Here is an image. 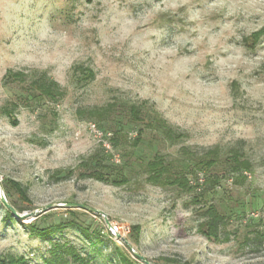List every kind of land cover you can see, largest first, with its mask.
I'll return each mask as SVG.
<instances>
[{
    "label": "rangeland",
    "instance_id": "1",
    "mask_svg": "<svg viewBox=\"0 0 264 264\" xmlns=\"http://www.w3.org/2000/svg\"><path fill=\"white\" fill-rule=\"evenodd\" d=\"M10 70L47 72L64 95L29 100L30 79L6 78ZM142 102L181 136L132 121L128 104ZM216 145L243 148L253 163L246 179L198 188L188 174L194 189L146 181L156 154L192 169L183 149ZM102 150L127 183L81 177L82 162ZM6 179L27 187L29 201L12 192L27 215L17 222L0 199V259L49 264L60 243L95 264H123L118 250L133 258L130 244L153 264H264V0H0L1 186ZM57 203L86 204L108 219L81 208L44 211ZM209 204L225 216L218 240L198 230ZM34 221L67 223L43 238L31 234Z\"/></svg>",
    "mask_w": 264,
    "mask_h": 264
},
{
    "label": "trees",
    "instance_id": "2",
    "mask_svg": "<svg viewBox=\"0 0 264 264\" xmlns=\"http://www.w3.org/2000/svg\"><path fill=\"white\" fill-rule=\"evenodd\" d=\"M257 32L254 39H257ZM86 77L93 76L90 69H86ZM14 76L21 81H29L27 88V99L29 100H43L57 101L64 95L61 86L53 79H51L47 72L34 70L30 73L19 71L12 73L8 71L6 78ZM11 108L5 107L4 114L10 116ZM129 118L134 122H142L145 125L153 128H158L167 138L173 139L179 137L175 129L163 119L153 106L148 102L131 103L128 104ZM95 117L104 118L107 116V111L97 110L92 113ZM12 123L17 124V119L12 118ZM123 129L119 128L113 132L111 137L113 143H118L119 137H122ZM141 134V132H139ZM139 142V137L135 139L134 145ZM182 155H185L193 164L192 169L186 166L177 165L172 159H168L163 154H156L146 165V172L148 173L146 181L153 184H160L164 186H179L181 188L194 189L188 174H195V186L200 188L203 184H210L215 187L224 178L232 179L234 182L246 179L247 172L253 168L252 161L246 156L241 146H230L223 148L219 145L204 148L202 151H192L184 148ZM113 155L107 151H98L90 158L82 162L81 177L94 178L101 182L121 185L127 183L129 178L126 174L116 173L114 170V163H112ZM211 169H218L220 172L212 173L206 178H200L201 171H209ZM60 172V171H59ZM70 175L74 171L68 172ZM203 174V173H202ZM2 188L9 200L12 192L18 193L23 199L29 201L28 188L23 186L20 182L12 179H6ZM14 190V191H13ZM18 212L24 209L17 207L11 200H9ZM6 218L22 222L24 219L17 218L10 209L5 206ZM41 213V212H40ZM202 221L199 223L198 230L207 238L218 240L220 238L223 224L225 223L224 214L213 204H209L202 209ZM64 223L51 224L47 226H40L36 221L28 224L30 232L43 238H49L56 232H59ZM133 235L138 236L140 232L139 225L133 227ZM51 258L47 260L49 264H95L91 259L81 255V253L72 245L55 243L51 250ZM120 260L123 264H139L142 261L135 254L132 257L126 256L123 252L118 250ZM0 264H30L23 255L8 254L0 259Z\"/></svg>",
    "mask_w": 264,
    "mask_h": 264
},
{
    "label": "water",
    "instance_id": "3",
    "mask_svg": "<svg viewBox=\"0 0 264 264\" xmlns=\"http://www.w3.org/2000/svg\"><path fill=\"white\" fill-rule=\"evenodd\" d=\"M0 199L2 200L3 204L12 211V213L17 217V218H25L27 215L26 214H20V212H18V210L12 206V204L10 203V201L8 200L2 186L0 185ZM56 207H67V208H81V209H85L88 211H91L93 213H98L101 214L103 216L106 217V219H108L107 215L105 212H103L102 210L96 209L94 207L88 206L86 204H82V203H57V204H50L47 205L44 208V211L51 209V208H56ZM129 247L132 249L133 253L139 257L142 261H144L146 264H153L150 261H148L144 256H142L141 254H139L138 252H136L132 246L129 244Z\"/></svg>",
    "mask_w": 264,
    "mask_h": 264
},
{
    "label": "built area",
    "instance_id": "4",
    "mask_svg": "<svg viewBox=\"0 0 264 264\" xmlns=\"http://www.w3.org/2000/svg\"><path fill=\"white\" fill-rule=\"evenodd\" d=\"M91 127H92V129H93L94 131H99V130L96 128V125H95V124H92ZM105 146H106V147H109L110 145H109V143H105ZM116 161H118V159H116ZM116 230H118V227H117V226L111 227V232H112L113 234L116 233Z\"/></svg>",
    "mask_w": 264,
    "mask_h": 264
}]
</instances>
